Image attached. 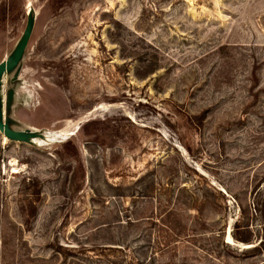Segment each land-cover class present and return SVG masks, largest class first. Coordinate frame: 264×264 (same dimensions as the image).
I'll return each instance as SVG.
<instances>
[{
	"label": "rangeland",
	"instance_id": "1",
	"mask_svg": "<svg viewBox=\"0 0 264 264\" xmlns=\"http://www.w3.org/2000/svg\"><path fill=\"white\" fill-rule=\"evenodd\" d=\"M0 264H264V0H0Z\"/></svg>",
	"mask_w": 264,
	"mask_h": 264
},
{
	"label": "bare ground",
	"instance_id": "2",
	"mask_svg": "<svg viewBox=\"0 0 264 264\" xmlns=\"http://www.w3.org/2000/svg\"><path fill=\"white\" fill-rule=\"evenodd\" d=\"M26 35H27V33H24V34H23L22 39H21L20 46H19V48H18V51H19V49L21 48V46L23 45V43L26 42V41H25V39H26ZM20 52H21V51H20ZM15 53H16V51H15ZM15 53H14V54H15ZM14 54H13V55H14ZM6 64H7V63H6ZM7 66H9V65L7 64ZM3 126H4V125H3ZM55 134H56V133H55ZM67 134H68V133H67ZM48 135H49V134H48ZM59 135H60V134H59ZM31 139H32V138H31ZM52 140H53V139H52ZM36 141H37V140H36ZM49 142H50V141H49ZM47 144H48V143H47ZM225 240H226L227 243H230V242L232 243V242H233V241L229 238V236H227V234H226V236H225ZM233 244H234V243H233ZM242 247H243V246H242Z\"/></svg>",
	"mask_w": 264,
	"mask_h": 264
},
{
	"label": "water",
	"instance_id": "3",
	"mask_svg": "<svg viewBox=\"0 0 264 264\" xmlns=\"http://www.w3.org/2000/svg\"><path fill=\"white\" fill-rule=\"evenodd\" d=\"M227 236H229V238H230V235H229V233H227Z\"/></svg>",
	"mask_w": 264,
	"mask_h": 264
}]
</instances>
